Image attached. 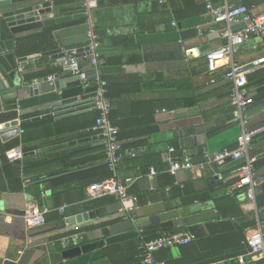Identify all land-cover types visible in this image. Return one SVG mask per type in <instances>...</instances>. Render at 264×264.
<instances>
[{
  "label": "crops",
  "instance_id": "0c3cea01",
  "mask_svg": "<svg viewBox=\"0 0 264 264\" xmlns=\"http://www.w3.org/2000/svg\"><path fill=\"white\" fill-rule=\"evenodd\" d=\"M83 1L75 0L55 8L58 13L75 11L74 7L83 5ZM89 1L92 6L88 5L84 22L56 28L53 35L57 47L74 46L81 51L92 34L98 41V78L106 84L113 120L122 128L124 137L120 141L141 143L144 147L138 156L123 159L118 170L122 177H135L128 193L137 196V200H128L123 205L112 196H92L89 184L84 187L83 184L97 182L106 164L99 131L93 125L55 135L54 122L60 119L48 117L49 122L19 132L17 138L22 140L25 149L22 152L26 154L8 160L19 161L21 166L42 162L43 167L36 172L38 177H22L19 185L17 164L6 168L0 160V262L7 257L16 264H139L138 229L145 238H152L163 231L209 235L214 224H239L237 217H229L231 208L223 198L233 201L231 191L235 189L241 161L227 159L220 166L209 163L202 170L180 169L173 175L167 171V158L189 156L195 163L203 162L206 151L235 147L240 127L232 118L228 97L231 82L225 77L231 63L246 68L250 125L264 123V62L250 64L264 55L262 37L254 35L238 44L229 58L220 61L219 67L210 73L205 51L226 43V38L219 33L224 25L213 21L212 9L224 0ZM250 9L254 13L264 11V3ZM38 53L21 67V76L25 82L40 83L50 90L44 81L47 76L54 75L56 80L66 77L70 71L57 64L52 55ZM79 63L81 73L93 70L83 52ZM38 73H47V76L27 80ZM83 83L92 93L97 79H85ZM49 105L40 103L28 107L21 110V117L46 113ZM95 110L91 108L87 112ZM262 135L252 140L251 153L257 159L264 158V139H258ZM170 148L175 152H170ZM149 165L156 171L152 177L148 176ZM72 173L78 175L65 183H49L52 178ZM45 177L49 178L34 182ZM256 177L260 180L255 190L258 193L264 190V166L256 168ZM53 192L65 193L72 200L66 203L63 212L58 211V217L53 215ZM238 206L247 218L245 222H250L244 231L248 250L250 242L264 240V206L258 207L241 197ZM33 208L48 209L45 223L27 229L23 214ZM218 209L226 211L224 217H218ZM91 212L92 216L83 217V213ZM113 224L122 225L120 231L104 236L101 229ZM73 227L81 231L72 234L70 241L72 237L80 243L101 239L104 244L74 257H63L62 251L69 245L64 237L56 239L55 236ZM220 241L221 254L225 255L229 249L226 241L237 243L239 234L223 236ZM108 247L113 250L110 256L104 251ZM218 261L262 264L249 255L243 263L235 257Z\"/></svg>",
  "mask_w": 264,
  "mask_h": 264
},
{
  "label": "built area",
  "instance_id": "2783aa9c",
  "mask_svg": "<svg viewBox=\"0 0 264 264\" xmlns=\"http://www.w3.org/2000/svg\"><path fill=\"white\" fill-rule=\"evenodd\" d=\"M158 1L164 2L165 0ZM83 8V11L87 13V0L83 1ZM212 10L214 13L213 21L215 23H223L224 25L219 33L226 38V43L215 49L205 51L206 66L210 73L219 67L220 61L229 58L238 44L251 39L254 35H260L264 43V11L254 13L243 3L236 4L233 0H224L220 6ZM241 22L246 23L243 28L238 30L232 29L233 25ZM172 25L177 26V23L172 21ZM98 47L99 43L92 34L86 48L82 51L74 46L62 48L63 59L59 63L62 67L68 68L72 73L79 74L81 73L79 55L83 52L89 65L94 70H97L100 63ZM182 50H185L184 45H182ZM263 62L264 55L254 59L250 64L258 65ZM245 72L246 68L243 65H235L234 63H231L225 72V77L231 82L228 97L232 107V118L240 127L235 147L214 152L206 151L205 161L196 163L189 156H169L167 158V171L174 175L180 169L202 170L209 163H215L220 166L227 159L239 160L241 163L237 169L234 188L242 189L240 194L242 200L254 203L256 186L260 183V180L256 177V170L253 165L256 155L251 153L252 140L264 133V123L259 126L250 125V117L247 111L250 95L246 89ZM54 78V75H49L44 81L51 86L53 85ZM105 91V82L98 78L94 94V106L98 114L94 125L101 135L105 161L112 175L89 184L88 191L92 196H112L125 205L128 200L134 202L137 200L135 195L128 193V188L135 180V177H122L118 171L119 166L126 156L133 157L142 152L143 148L141 146L122 147V143L118 137L119 128L110 120L111 104L105 95ZM19 132L22 133L23 129L20 128ZM169 150L170 152H175L174 148H170ZM5 154L8 159H18L21 158L23 152L20 146H16L7 150ZM155 173V169L150 167L148 176L152 177ZM66 205L64 203L59 206L58 211L63 212ZM47 210V208L42 210L33 208L25 211L23 214L25 227L31 229L43 226ZM136 232L140 237L139 264H166L165 261L155 257L156 251L172 247L176 244L188 243L194 238V234L184 230L163 231L152 238H145L141 229L136 230ZM69 238L64 237V242H70ZM246 255H249L251 258H258L264 264V240L257 239L250 242L247 252L237 255L236 258L240 263H243ZM0 264H16V262L5 257L1 260ZM211 264H221V262L214 261Z\"/></svg>",
  "mask_w": 264,
  "mask_h": 264
},
{
  "label": "water",
  "instance_id": "95a60500",
  "mask_svg": "<svg viewBox=\"0 0 264 264\" xmlns=\"http://www.w3.org/2000/svg\"><path fill=\"white\" fill-rule=\"evenodd\" d=\"M88 5L92 6V3L89 1ZM87 17L88 14L83 10L58 13L53 0H0V145L17 138L20 126L31 121L48 117L57 120L95 109L96 85L91 93V89L85 87L83 82L85 79H98L97 70L74 74L66 68L70 73L54 80L48 90L43 84L25 82L21 76V67L31 62L39 53L19 56L15 51V40L20 34ZM245 25V22H241L233 25L232 29L238 30ZM41 54L52 55L57 59V64L63 59L61 47L43 51ZM40 103H49V111L33 117H21V110ZM258 139H264V135ZM47 178L49 177L34 182H43ZM262 187L264 188V182ZM87 214L93 215L92 212L83 213V217L86 218ZM120 226L122 225L113 224L103 227L101 231L104 236H110L109 234L120 231ZM104 242L99 239L80 243L78 238L72 237L68 242L69 247L62 251V256L74 257L100 247Z\"/></svg>",
  "mask_w": 264,
  "mask_h": 264
},
{
  "label": "trees",
  "instance_id": "16d2710c",
  "mask_svg": "<svg viewBox=\"0 0 264 264\" xmlns=\"http://www.w3.org/2000/svg\"><path fill=\"white\" fill-rule=\"evenodd\" d=\"M74 1L75 0H54V4L57 7L62 4H67V3L74 2ZM233 1L236 4L243 3L248 8H253V6L264 3V0H233ZM82 8H83V5H80V4L74 7L75 10L76 9L79 10ZM84 21H85V18H79V19L64 22V23H58V24L46 26L37 32L29 33L27 35H23L19 37L17 36L16 41H15L16 54L19 56H22V55H26L29 53H38L42 51L55 49L57 48V45L54 39L53 31L56 28L67 26L70 24L79 23V22H84ZM45 76H47V73H38L33 77H27V80L31 81L33 78L40 79ZM105 90H106L105 95L108 98L106 84H105ZM97 114L98 112L97 110H95L92 112H85V113L73 115V116L66 117L58 121H55L54 122L55 123L54 134L60 135L64 133H73L83 128H88L89 126H93L95 124V118ZM109 116H110L111 122L116 125L117 122L113 120L111 112ZM49 121L50 119L45 118V119L29 122V123L24 124L22 129L24 131V129H27L31 126L45 124ZM121 130L122 128L120 126L119 133H118V137L120 140L123 139L124 137L123 134L121 133ZM15 146H20L21 150L23 151L25 150L22 145V140L20 138H16L4 145H0V160L2 161L4 167L6 168H11L12 164H17V167H18L17 171L19 174L18 183L19 185H21L23 181L22 177L24 179L27 177H30V178L38 177V173L36 172L39 171L43 167V165H42V162H40V163H26L21 166L19 164V161L9 162L8 161L9 159L7 158L5 152ZM137 146H141L144 150V147L141 143L140 144L138 143L137 144H123L122 143L123 148H130V147H137ZM138 154H136L133 157L126 156L125 158H134L138 156ZM150 165H149V169L150 167H153ZM253 165H254L255 170L256 168L264 166V158H260V159L256 158ZM50 173L54 174V172H49V174ZM75 175H78V173L76 174L72 173V174L61 176V177H55V178L50 179L49 183L52 185H56L57 183H63V182L65 183V181H69L71 178L76 177ZM111 175H112V172L106 163L104 166H102V174L98 181L108 178ZM84 184H83V187L86 186L87 184H90V181ZM241 192H242L241 188L233 189L231 191V195H232L231 197L233 198V201L231 202H229L230 200L228 197L225 196L223 198V201L225 203H228L229 207L231 208V212H229L230 214L229 217H237L239 224H236V223H230L228 225L214 224L212 227H210L209 235H198L196 233H193L194 238L190 242L185 243V244H176L172 248L168 247V248L160 249L155 253V257L160 260L165 259L163 261H165L166 264H210L222 258L224 259L234 258V257L236 258V256L239 254H245L247 251V245L244 239L245 238L244 231L250 225V222H245L247 218L241 212L238 206V203L240 202ZM227 196H230V195H227ZM80 197L81 196H79V198ZM52 200H53V205L55 206L53 215L56 217H58V207L64 203H68L72 201L71 198L67 196V194L62 193V192H53ZM255 203L258 207L264 206V190L258 193H255ZM219 212H220V214L218 215L219 218L224 217V215L226 214V211H223V212L219 211ZM79 231L81 230L73 227L67 230L62 235H56L55 238L59 239L61 237H70L72 236V234H75ZM232 233L239 234V241L237 243L236 242L231 243V241L229 242L226 241L229 249H228V252H226L225 255H223L221 254L222 251H220L218 243H221L220 240H222L223 236L225 237L230 236L232 235ZM173 249L176 250L175 254L173 252ZM104 251L107 256H110L111 252H113L112 247H108ZM139 254H140V249H139ZM138 261H140V257H138Z\"/></svg>",
  "mask_w": 264,
  "mask_h": 264
}]
</instances>
